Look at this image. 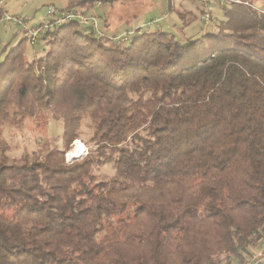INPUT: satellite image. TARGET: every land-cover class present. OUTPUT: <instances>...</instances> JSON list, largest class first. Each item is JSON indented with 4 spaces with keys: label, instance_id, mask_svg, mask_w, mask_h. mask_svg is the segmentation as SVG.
<instances>
[{
    "label": "trees",
    "instance_id": "1",
    "mask_svg": "<svg viewBox=\"0 0 264 264\" xmlns=\"http://www.w3.org/2000/svg\"><path fill=\"white\" fill-rule=\"evenodd\" d=\"M249 3L182 42L71 20L31 59L26 36L0 50V264H242L264 248V0ZM42 112L60 143L9 156L3 126Z\"/></svg>",
    "mask_w": 264,
    "mask_h": 264
},
{
    "label": "rangeland",
    "instance_id": "2",
    "mask_svg": "<svg viewBox=\"0 0 264 264\" xmlns=\"http://www.w3.org/2000/svg\"><path fill=\"white\" fill-rule=\"evenodd\" d=\"M210 2L212 8L211 19L205 24H198L196 20L191 21L188 14L190 11L198 14L197 5L200 6V0H139L126 5L116 4L111 7L95 4L93 13L87 14L96 16L99 33L111 35V31L115 30L114 34L116 37L118 35L126 36L125 40L119 39L120 41H126L137 29H144L142 28L144 24L157 19L152 28L158 27L165 31L173 32L175 37L182 42L187 37L199 35L207 29L216 30V25L223 15V5L220 4V0H210ZM65 4L66 0H0L4 13L11 16L26 17L29 21L37 20L39 16H45L48 6L59 9ZM95 10L98 12H95ZM185 20L190 21L185 24ZM105 22L106 25L104 27ZM35 25L37 26L38 24ZM180 25L183 27L179 29ZM15 32L17 33L15 34ZM22 36L24 34L18 30L17 26L4 19L0 21V50L5 45L16 43ZM43 51L44 45L41 43L31 45L27 40L26 58L31 59ZM82 130L81 138L76 140H79L84 145L85 151L81 156L75 158L84 156L88 149L84 139L88 138L89 132L86 128ZM61 134L62 122L53 120L48 112H42L39 116L28 119L21 128L3 126V137L9 147L7 153L13 157L20 156L25 148L29 150L35 148L39 141H49L52 144L60 143ZM76 140L72 142L68 152L74 149ZM68 152L65 154V159L69 162L73 158L68 157ZM98 171L102 175L112 173L109 166L100 167Z\"/></svg>",
    "mask_w": 264,
    "mask_h": 264
},
{
    "label": "built area",
    "instance_id": "3",
    "mask_svg": "<svg viewBox=\"0 0 264 264\" xmlns=\"http://www.w3.org/2000/svg\"><path fill=\"white\" fill-rule=\"evenodd\" d=\"M243 4L245 6L250 5L249 1L246 0H220V4L228 3ZM203 11L200 14L199 22L202 24L208 23L211 19V8L210 0H200ZM100 5L99 2H96ZM264 13V8L259 9ZM2 19L18 27V30L27 37L30 44H35L38 37L47 29L53 26H59L64 22L75 20L81 26H90L97 33V19L96 16L92 14H87L80 9H56L53 6H48L45 16H39L37 20L29 21L26 17L22 16H11L7 13L3 14ZM157 21V19L152 20L142 26L144 29H153L152 26ZM150 23V24H149ZM35 24H38L37 26ZM32 25V27H31ZM115 39L125 40L126 36H115ZM202 264H212L210 262H204ZM242 264H264V248L259 249L254 252L249 259H247Z\"/></svg>",
    "mask_w": 264,
    "mask_h": 264
},
{
    "label": "bare ground",
    "instance_id": "4",
    "mask_svg": "<svg viewBox=\"0 0 264 264\" xmlns=\"http://www.w3.org/2000/svg\"><path fill=\"white\" fill-rule=\"evenodd\" d=\"M84 151V145L79 140H76L74 149L70 150L67 155L68 157L75 158L81 156Z\"/></svg>",
    "mask_w": 264,
    "mask_h": 264
},
{
    "label": "crops",
    "instance_id": "5",
    "mask_svg": "<svg viewBox=\"0 0 264 264\" xmlns=\"http://www.w3.org/2000/svg\"><path fill=\"white\" fill-rule=\"evenodd\" d=\"M247 1H249L250 2V0H247ZM253 1V0H252ZM255 3V2H254ZM157 4V3H156ZM156 4L154 5V9H155V6H156ZM255 4H258V3H255ZM159 6V5H158ZM198 6L199 5H197V10H198V14L197 13H194V12H192V11H190V12H188V14L191 16L192 14H195L197 17L195 18V20H196V22L199 24L200 22H198L199 20V18H200V13H199V8H198ZM210 8H211V2H210ZM210 10H212V8L210 9ZM222 11V10H221ZM95 12H98V11H96L95 10ZM104 14V13H103ZM222 14H223V11H222ZM224 18V16L222 15L221 16V19H223ZM180 27H181V25H180Z\"/></svg>",
    "mask_w": 264,
    "mask_h": 264
}]
</instances>
